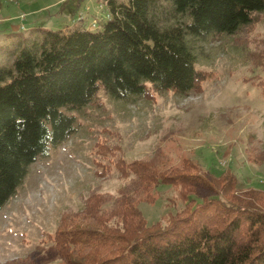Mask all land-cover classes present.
Wrapping results in <instances>:
<instances>
[{"label":"trees","instance_id":"trees-1","mask_svg":"<svg viewBox=\"0 0 264 264\" xmlns=\"http://www.w3.org/2000/svg\"><path fill=\"white\" fill-rule=\"evenodd\" d=\"M98 2L107 18L94 19L93 28L80 12L81 21L66 28L32 24L26 32L22 24L3 31L0 207L38 158L78 132L72 111L98 103L102 92L136 103L153 91H201L208 73L196 66L193 40L238 34L264 13V0ZM64 4L55 12L71 10ZM259 55L254 82L264 93V53ZM119 150L98 144L97 174L115 168L126 184L113 194L91 190L83 211L62 212L48 234L59 261L27 255L20 264H264V189L240 185L230 169L207 176L187 159L160 166L147 156L126 161ZM259 156L249 155L256 163ZM162 185H171L182 205L149 222L140 204L155 203Z\"/></svg>","mask_w":264,"mask_h":264},{"label":"rangeland","instance_id":"rangeland-1","mask_svg":"<svg viewBox=\"0 0 264 264\" xmlns=\"http://www.w3.org/2000/svg\"><path fill=\"white\" fill-rule=\"evenodd\" d=\"M52 1L0 0V42L7 27L19 30L23 24L26 32L32 24L66 28L81 21V12L87 27L93 28L94 19L107 18L98 0H68L63 6L76 9L74 13L55 12L58 6L46 9ZM193 44L196 66L208 73L201 91L186 96L173 89L153 91L136 103L102 92L98 103L72 111L78 132L49 156L38 158L16 194L0 207V264H20L27 255L59 261L48 234L55 231L62 212L83 211L91 190L113 194L126 184L128 179L115 168L97 174L96 150L101 142L118 145V155L126 161L147 156L162 166L187 159L207 176L230 169L240 185L264 189V93L254 82L258 70L252 66L264 53V13L238 34L194 39ZM249 155H260V161L253 162ZM156 196L155 203L140 204L149 222L182 205L171 185L160 186Z\"/></svg>","mask_w":264,"mask_h":264},{"label":"crops","instance_id":"crops-1","mask_svg":"<svg viewBox=\"0 0 264 264\" xmlns=\"http://www.w3.org/2000/svg\"><path fill=\"white\" fill-rule=\"evenodd\" d=\"M68 0H53L51 3H48L46 6V9H50L53 6H58L60 4H64Z\"/></svg>","mask_w":264,"mask_h":264}]
</instances>
